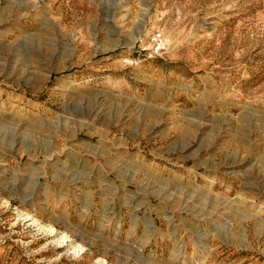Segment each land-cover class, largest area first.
<instances>
[{
	"label": "rangeland",
	"instance_id": "rangeland-1",
	"mask_svg": "<svg viewBox=\"0 0 264 264\" xmlns=\"http://www.w3.org/2000/svg\"><path fill=\"white\" fill-rule=\"evenodd\" d=\"M0 264H264V0H0Z\"/></svg>",
	"mask_w": 264,
	"mask_h": 264
},
{
	"label": "built area",
	"instance_id": "built-area-1",
	"mask_svg": "<svg viewBox=\"0 0 264 264\" xmlns=\"http://www.w3.org/2000/svg\"><path fill=\"white\" fill-rule=\"evenodd\" d=\"M154 41H155V45H157L158 48H161L162 39H161L160 34H158L154 37Z\"/></svg>",
	"mask_w": 264,
	"mask_h": 264
}]
</instances>
